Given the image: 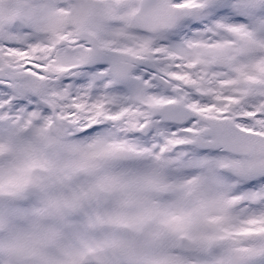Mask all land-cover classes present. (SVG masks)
Wrapping results in <instances>:
<instances>
[{"label": "snow or ice", "instance_id": "6c2138e0", "mask_svg": "<svg viewBox=\"0 0 264 264\" xmlns=\"http://www.w3.org/2000/svg\"><path fill=\"white\" fill-rule=\"evenodd\" d=\"M0 264H264V0H0Z\"/></svg>", "mask_w": 264, "mask_h": 264}]
</instances>
